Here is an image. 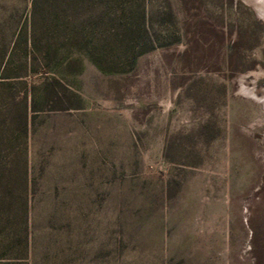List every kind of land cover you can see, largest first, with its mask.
Masks as SVG:
<instances>
[{
	"label": "rangeland",
	"instance_id": "rangeland-1",
	"mask_svg": "<svg viewBox=\"0 0 264 264\" xmlns=\"http://www.w3.org/2000/svg\"><path fill=\"white\" fill-rule=\"evenodd\" d=\"M31 2L0 0V52L29 24ZM133 7L146 9L144 25H119L117 5L101 22V6L82 3L78 46L40 33L41 46L65 41L63 59L76 58L62 78L70 99L33 110L27 96L26 136L15 126L25 91L54 72L22 59L19 41L0 76V147L13 152L15 194L26 163L32 204V256L0 254V264L264 257V0Z\"/></svg>",
	"mask_w": 264,
	"mask_h": 264
},
{
	"label": "trees",
	"instance_id": "trees-1",
	"mask_svg": "<svg viewBox=\"0 0 264 264\" xmlns=\"http://www.w3.org/2000/svg\"><path fill=\"white\" fill-rule=\"evenodd\" d=\"M90 5L96 4L101 6L100 13L95 14L99 21L103 22L104 18L112 19L113 5L119 6L118 16L119 25L127 21L126 18L135 17L142 25L146 21V9L134 10L136 4H140L143 0H32L29 24L18 30L16 40L13 46L6 52L7 47L0 52V76L5 77V71L11 68L14 56L18 53L17 44L21 41L24 44V53L21 58L36 59L46 68L52 70L54 74L47 76L41 80L39 84H31L24 94V103L18 109V124L16 128L20 130V134L27 135L29 128V118L27 115V96L29 98L31 109L36 110L37 107L58 104L64 99H70V96L64 92L63 77L66 76V67L75 60L76 56H69L71 59H63V49L65 41L62 43L43 44L41 46L40 33L48 34L52 31L55 40L64 37L71 45L78 46L85 37L82 34L81 27L75 24L74 19L78 8L84 2ZM142 1V2H141ZM60 3L66 4L68 12H64L63 8L58 9ZM53 8V9H52ZM72 18L74 22L71 25L63 26L61 17ZM115 17V16H114ZM64 28H63V27ZM130 27V26H129ZM146 28V27H145ZM144 27L136 28L139 36L145 30ZM143 42L153 44L154 39L151 35L143 36ZM151 44V45H152ZM75 55V54H74ZM25 63V61H24ZM2 80V79H1ZM40 104V106H39ZM5 134V133H4ZM6 135V134H5ZM5 138V136H4ZM9 139V136L5 138ZM8 145V144H7ZM12 150L9 146L0 147V254L11 253L15 256L28 255L32 256V214H31V198L27 196L29 188V176L27 174L26 163L22 166V176L20 177L21 193H13L10 180V161L13 157ZM25 160V159H24ZM25 162V161H24ZM257 230L251 227V239L256 236ZM253 264H264V257L261 250Z\"/></svg>",
	"mask_w": 264,
	"mask_h": 264
}]
</instances>
